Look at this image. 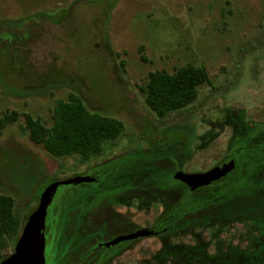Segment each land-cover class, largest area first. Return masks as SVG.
I'll use <instances>...</instances> for the list:
<instances>
[{"label":"rangeland","instance_id":"obj_1","mask_svg":"<svg viewBox=\"0 0 264 264\" xmlns=\"http://www.w3.org/2000/svg\"><path fill=\"white\" fill-rule=\"evenodd\" d=\"M188 64L205 67L210 83L200 86L198 99L188 108L159 118L139 86L152 71L173 72ZM72 93L91 111L125 124L121 137L107 143L102 155L86 162L77 156L54 158L29 138L23 118L0 136V194L15 199L22 226L52 182L74 176L94 179L57 189L46 217L47 264H58L61 229L68 224L76 230L60 214L70 210L66 216L74 219L72 206L60 205L117 204L98 207L93 221L87 207L83 219L97 227L94 246L149 228L156 217L146 209L156 213V200L131 196V211L142 207L122 218L118 197L128 191L127 185L129 192L134 190L136 173L162 162L165 168L157 173L168 179L165 186L182 190L170 176L177 169L193 173L212 167L227 150V121L246 119L247 134L253 122V129H263L264 0H0V112H28L51 124L58 100ZM218 128V140L206 137L198 142L202 149L186 155L191 138L195 141L209 130L204 136H214ZM248 144L245 135L240 141L244 152H249ZM106 159L111 161L105 164ZM212 198L223 200L220 194ZM254 203L256 211L263 209ZM232 231L240 233L239 225ZM158 238L94 251L88 246L80 256L87 261L95 257V264H161L154 258L161 248ZM79 241L72 242L73 250ZM14 248L0 250V263ZM257 250L250 251L253 260L247 264H264V247L263 255Z\"/></svg>","mask_w":264,"mask_h":264},{"label":"trees","instance_id":"obj_2","mask_svg":"<svg viewBox=\"0 0 264 264\" xmlns=\"http://www.w3.org/2000/svg\"><path fill=\"white\" fill-rule=\"evenodd\" d=\"M142 59L147 58L142 55ZM210 81L205 67L188 64L173 72L164 69L150 72L147 82L139 89L146 105L159 118H165L192 105L198 99L200 86ZM21 118L29 138L42 145L52 157L77 156L84 162L102 155L106 144L117 142L125 130L122 120L91 111L83 99L73 93L67 99L58 100L51 124L28 112H0V136L8 125ZM110 161L106 159L104 163ZM152 166L147 164L144 172L134 175L136 180L139 174L145 173V187L150 191L161 183L157 172L165 168V164L155 162ZM147 177L151 181L147 182ZM235 186L233 178L231 187ZM177 192L178 206H156V214L168 222L159 235L161 248L154 253L161 264L166 261L173 264H247L253 260L250 251L257 247L260 252L264 247V207L256 211L254 206H206L208 199H196L198 206H188L186 192L180 189ZM242 198L245 203L251 201L247 190L243 191ZM15 205L12 196L0 194V250L15 246L21 233L22 221ZM149 210L150 206L146 211ZM235 222L241 223L237 234L232 231ZM236 235L238 243H234ZM260 254L263 255L262 251ZM257 259L260 260L259 256Z\"/></svg>","mask_w":264,"mask_h":264},{"label":"flooded vegetation","instance_id":"obj_3","mask_svg":"<svg viewBox=\"0 0 264 264\" xmlns=\"http://www.w3.org/2000/svg\"><path fill=\"white\" fill-rule=\"evenodd\" d=\"M255 125V122L251 125V132L248 135L247 132L249 131V126L246 121V119H242V117H238L236 119L235 124H231L227 121V126L231 130V137L227 146L226 152L223 153L221 157H219L218 160H216L215 164L210 167L209 169L215 167V166H222L224 164L233 162L234 168L227 173L224 177H221L218 180H215L211 182L208 185L201 186L197 189L192 190L190 186L182 182L181 180H178L175 178V174L178 169L175 170L172 175L170 176V179H172L175 182H179L182 184V191L186 192L187 199L189 200L188 206H198V204L195 203V200H204L208 199V202L205 204L206 206H254V202H258L259 204L264 205V127L260 130L253 129ZM262 126H264V121L262 122ZM193 130V129H191ZM211 130L207 131L210 132ZM217 132L214 133V136L208 135L204 136L207 133L201 134L196 138L194 141L192 138L189 141V147L186 155L188 154H195L200 149H202L201 144H198V142L204 140L206 137L210 141H216L218 140L219 136L221 135L220 131L221 129L218 128L216 130ZM192 135V134H190ZM246 135V138L249 141L248 146L246 147L249 149V152H244L242 147L240 145L241 139ZM190 149V150H189ZM183 148H181V151ZM249 163V164H248ZM248 167L251 168L250 172L248 173L245 168ZM209 169H202L200 171L196 172H205ZM233 174L232 177H230ZM159 186L153 187L150 190H147L145 187L146 184V178L143 173L139 174L136 180H134L133 184V191L129 192V186L127 185L128 191L124 190L122 195L118 197V199H121L123 203L121 206L124 207L122 218H130L135 214V210H138L137 208L141 209L142 206L139 204L137 206H134V211H131L130 209V202L129 198L131 196H136L141 198V200H156L158 203V206H178L177 199H178V192L179 190L175 186H165L166 181L168 179L166 177H162L161 175ZM234 178V181L236 183V186L234 188L231 187L232 179ZM249 180V181H247ZM163 185V188H162ZM124 188V187H123ZM247 190V192L250 194V203L243 202L242 194L243 191ZM146 191H149L148 194H146ZM215 194H220L222 196V202L217 201L216 198H212L215 196ZM60 206H72L74 213V219L70 217L69 213L70 210L67 212L60 211V214L62 216H65L66 222L74 223L75 229H70L71 226H67L65 228L61 229L60 235L58 237V244L61 246V251L57 255L56 261H58V264H95L96 260L95 257L91 260L87 261L82 258L83 255L80 256L81 250H84V253L86 252L85 249L88 246H92L90 248V251L97 250L98 247H113L118 244L128 242L131 240H125L120 243L106 246V243H102L101 245L96 244L94 246V242L96 239V230L97 227H94L93 223H87L84 218V213L87 212L88 206L89 213L91 220L93 221L94 218H92V215L95 216V213L97 212L98 207L102 208L104 206H117V204L111 205L108 203H73V204H64ZM133 207V206H132ZM175 209V208H174ZM152 213V216L156 217V220L149 225L148 229L154 230L156 232L154 235H151L149 237H158L161 232V228H165L168 224L166 218H160V215L154 213L151 209L149 210ZM147 213V211H146ZM82 218V219H81ZM86 222V223H85ZM235 222L234 226L239 225V228L241 227V223ZM64 229V230H63ZM74 231V232H73ZM85 232V233H84ZM47 233V227L45 229V238ZM72 233V234H71ZM83 235V237H76L79 236L78 234ZM84 233V234H83ZM76 238H80L79 243L77 244L76 250H73L71 247L72 242L75 241ZM144 238H138L135 240H142ZM140 239V240H139ZM160 239V238H158ZM161 241V240H160ZM108 243V242H107ZM46 245H47V238H46ZM46 249V247H45ZM127 252V249L125 251H122L121 254L124 255V253ZM83 253V254H84ZM46 257V253H45ZM72 263V260L75 259ZM47 264V262H46Z\"/></svg>","mask_w":264,"mask_h":264},{"label":"water","instance_id":"obj_4","mask_svg":"<svg viewBox=\"0 0 264 264\" xmlns=\"http://www.w3.org/2000/svg\"><path fill=\"white\" fill-rule=\"evenodd\" d=\"M233 168L234 163L230 162L222 166H215L205 172L186 173L179 170L176 172L175 178L181 180L194 190L224 177ZM93 180L94 179L89 176H74L54 181L48 185L39 197L38 206L30 214L26 223L23 225L13 253L4 258L0 264H46V217L48 208L53 201L57 189L61 185L79 184ZM155 233L156 232H154V230L142 228L126 236L116 238L105 245L111 246L125 240H135L138 238L149 237Z\"/></svg>","mask_w":264,"mask_h":264}]
</instances>
